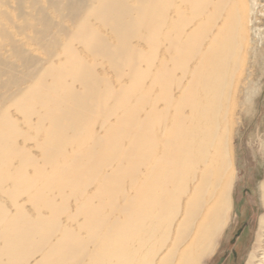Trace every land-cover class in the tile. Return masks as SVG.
<instances>
[{
	"label": "bare ground",
	"instance_id": "obj_1",
	"mask_svg": "<svg viewBox=\"0 0 264 264\" xmlns=\"http://www.w3.org/2000/svg\"><path fill=\"white\" fill-rule=\"evenodd\" d=\"M76 1L53 31L41 0H15L45 58L0 9V264H205L234 206L236 125L264 88L256 3Z\"/></svg>",
	"mask_w": 264,
	"mask_h": 264
},
{
	"label": "rangeland",
	"instance_id": "obj_2",
	"mask_svg": "<svg viewBox=\"0 0 264 264\" xmlns=\"http://www.w3.org/2000/svg\"><path fill=\"white\" fill-rule=\"evenodd\" d=\"M75 1L76 0H41V2L48 7L50 15L53 17V31L56 30L58 24H62L65 27H71L73 25L69 17L70 13L68 12V7L70 3H74ZM254 1L256 3L254 7V17L256 21H254L251 27V34L253 41L259 45L258 48L264 52V0ZM59 2L60 9L58 10ZM0 9L10 12L13 22L11 24L9 23L10 26L8 27L13 37L21 44V47L28 50L26 56L29 57L34 55L36 58H45L49 56L50 50H46L44 46L30 38L31 35H34L36 30L32 28H21L23 24V14L28 10L27 7H25V9L20 8L15 0H6V2H0ZM4 22H7V20L4 19ZM60 34H62V32H60ZM1 39L0 36V40ZM76 47L81 50L84 49L80 44H76ZM54 50L60 51L59 46H55ZM158 51L162 53V45L158 48ZM90 59L96 64L99 72L107 65L104 58L90 57ZM108 73L112 82L116 84L119 78L111 73L110 70H108ZM261 73L262 72L258 70L254 82L263 87L264 74ZM19 75L20 73H18V76ZM7 78L8 76L6 75L1 77L0 86H2V82H5ZM121 80L126 81L125 78ZM15 85L16 84L13 86V90L16 87ZM262 89L258 91V94H254L252 100V110L254 111H251L253 113L250 112V114L242 116L236 125L235 140L233 141V149L236 156L235 182L233 187V191L235 192L234 206L232 208L231 218L220 236L214 252L206 258L205 264H246L253 250H258L260 257L264 252V229H262L260 225V217L264 215V205L262 204L260 193V183L261 180L264 179V170H262L264 169V158L261 157L262 160L259 158L261 155L260 149L264 144V88ZM158 92L157 90L156 94ZM0 94H6V90L3 86L0 88ZM160 107H162V103ZM256 108L259 109V112L255 119L254 112ZM11 113L19 118V127L30 137L37 136V133L29 129L23 122V115L20 112L12 107ZM100 124L101 122L97 121L95 127L99 128ZM24 141L23 136L17 139V142L20 144L24 143ZM30 141L28 144L32 145ZM20 199L22 200L23 198ZM57 200L61 203L60 197H58ZM70 201L73 203V198H71ZM26 207L28 209L32 208L29 202L26 203ZM61 217L65 219L66 213Z\"/></svg>",
	"mask_w": 264,
	"mask_h": 264
}]
</instances>
